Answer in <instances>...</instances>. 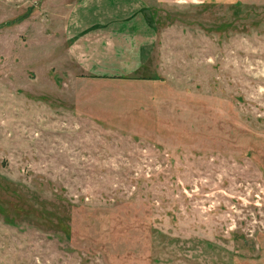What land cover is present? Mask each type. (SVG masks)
<instances>
[{
	"label": "rangeland",
	"instance_id": "1",
	"mask_svg": "<svg viewBox=\"0 0 264 264\" xmlns=\"http://www.w3.org/2000/svg\"><path fill=\"white\" fill-rule=\"evenodd\" d=\"M77 1L0 0V264H264V0H137L103 74Z\"/></svg>",
	"mask_w": 264,
	"mask_h": 264
},
{
	"label": "crops",
	"instance_id": "2",
	"mask_svg": "<svg viewBox=\"0 0 264 264\" xmlns=\"http://www.w3.org/2000/svg\"><path fill=\"white\" fill-rule=\"evenodd\" d=\"M139 4L137 0H79L73 4L65 21L67 54L82 71L103 74L141 68V52L151 33ZM124 9L137 14L123 15ZM130 26L135 28L133 34ZM115 47L129 51L115 52Z\"/></svg>",
	"mask_w": 264,
	"mask_h": 264
}]
</instances>
